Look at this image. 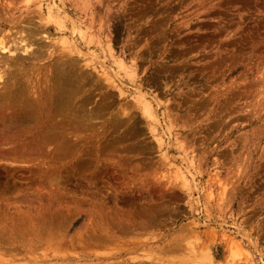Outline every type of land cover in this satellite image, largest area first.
I'll list each match as a JSON object with an SVG mask.
<instances>
[{
  "label": "rangeland",
  "instance_id": "rangeland-1",
  "mask_svg": "<svg viewBox=\"0 0 264 264\" xmlns=\"http://www.w3.org/2000/svg\"><path fill=\"white\" fill-rule=\"evenodd\" d=\"M21 25L40 57L5 71L72 64L94 117L0 144V264H264V0H0Z\"/></svg>",
  "mask_w": 264,
  "mask_h": 264
},
{
  "label": "bare ground",
  "instance_id": "bare-ground-1",
  "mask_svg": "<svg viewBox=\"0 0 264 264\" xmlns=\"http://www.w3.org/2000/svg\"><path fill=\"white\" fill-rule=\"evenodd\" d=\"M153 7V6H152ZM56 14V13H55ZM4 16V15H3ZM49 17V15H48ZM29 20V18H28ZM28 26V25H26ZM20 31H18V34L19 32L22 33V31H27V33L24 35L25 37L26 36H30L31 33H29L28 31L31 30L30 29V26L24 28V26L22 27V25L20 26ZM91 28V27H90ZM15 29V28H14ZM40 29V28H39ZM39 32V31H38ZM37 32V33H38ZM34 34V32H32L31 36ZM36 34V33H35ZM22 35V34H21ZM38 35V34H36ZM20 36V35H19ZM27 38V41L26 40L24 41L25 37H15L17 40L13 41L12 39V46L14 48V51L11 50V48H9L8 46V43L10 44V42H8L7 44L4 42L5 40L2 41V39L0 40V50L2 51H8V53L12 54V56H9V58H0V61L1 63H3V66H4V70H3V75H0V83L2 84V86L0 87V144H3V143H7L6 141H10V140H13L14 138H17L18 136H21V137H24L26 138L27 136L29 135H33L34 133H38V132H41L40 135V138L42 139L43 142L45 143H49L50 145H53L55 146V144L57 143H60V142H63V140L66 138V136L69 134V138L72 139V137H70V133H72L73 135H75L74 137L78 136V137H81L83 135H81V132L82 130L84 129L85 130V127L83 125V122L86 121L88 118L90 117H94V113L91 112L89 113V115L87 116L86 114V110H85V104L87 103V101L90 99V98H79V91H80V88L82 86V80H81V75L80 72L78 73L77 72V67H75V69L73 68V65L70 64V65H67V69H63L61 68V66H57L55 69L50 71L52 72L50 74V76H48L46 78L45 81H43V83H40L36 85H33L32 84V81H30L28 84H26V81L25 80V83H24V80L23 82L15 77V72L14 73H11L9 72L11 66L14 65V63H17V60L19 62V60H21L22 62L25 63V60H30V59H38L40 57V53L36 52L35 50H32V51H29L28 52V48L33 46V38L30 39V42L29 41V37ZM35 36V35H33ZM72 36V35H71ZM35 38V37H34ZM44 38V37H43ZM4 39V38H3ZM14 39V38H13ZM9 39V41H11ZM46 40V39H45ZM17 42V43H16ZM26 42V43H25ZM22 43H25V45H20ZM35 43V42H34ZM156 44V43H155ZM8 45V46H7ZM14 45V46H13ZM21 46V47H20ZM46 46V45H45ZM44 46V48H45ZM41 48V46H39ZM47 47V46H46ZM47 50V49H46ZM5 51V52H6ZM13 51V52H11ZM22 54H25L26 57L28 58H22L19 53ZM19 52V53H18ZM40 52V50H39ZM44 52V51H42ZM7 53V52H6ZM48 53V52H47ZM51 53V52H50ZM7 54V55H9ZM52 54V53H51ZM145 54V53H144ZM1 57V56H0ZM3 61V62H2ZM16 61V62H15ZM37 61V60H36ZM28 62V61H27ZM0 63V64H1ZM55 63V62H54ZM67 63V62H66ZM70 63V62H69ZM20 64V63H19ZM65 64V63H64ZM68 64V63H67ZM2 65V64H1ZM16 65V64H15ZM15 65L13 66V68H15ZM22 65V64H21ZM30 65V64H29ZM9 68L8 72L5 71V68ZM33 67V66H32ZM66 67V66H65ZM6 68V69H7ZM12 68V69H13ZM19 68V67H17ZM122 68V67H121ZM30 70V69H29ZM160 70V69H159ZM5 71V72H4ZM20 71V70H19ZM18 71V72H19ZM22 71V70H21ZM11 73V75H10ZM13 74H14V77H13ZM17 74V73H16ZM10 75V76H9ZM20 77V76H19ZM27 77V76H26ZM46 77V76H45ZM22 78V77H20ZM93 82V81H92ZM143 82V81H142ZM105 84V83H104ZM31 85V87H30ZM41 85V86H40ZM88 85V84H87ZM252 86V85H251ZM85 87V86H84ZM105 88V87H104ZM80 93H82L80 91ZM88 93V91H87ZM80 100V101H79ZM93 102V101H92ZM147 102L144 103V101H142V104L144 106V110L146 111V113H148L150 115V106L148 107V104H146ZM205 105V104H204ZM203 105V106H204ZM102 106V105H101ZM69 107H72V108H69ZM208 107V106H207ZM96 109V108H95ZM103 110V109H102ZM88 111V109H87ZM131 111V110H130ZM156 111V110H155ZM90 112V111H88ZM125 115V114H124ZM97 115H95L96 117ZM65 121L62 120L63 118H65ZM118 117V116H117ZM123 118V117H122ZM121 118V119H122ZM126 118V117H125ZM118 119V118H117ZM117 119H116V124H117ZM210 119V118H209ZM91 120V119H90ZM89 120V122H90ZM136 120V119H135ZM94 121V120H93ZM106 121V119H105ZM130 122V121H129ZM120 123V122H119ZM114 125V124H113ZM209 125V124H208ZM212 125L213 122H212ZM115 128V125L113 126ZM128 127V126H127ZM126 127V128H127ZM104 128V127H103ZM111 128V127H110ZM117 128V126H116ZM115 128V129H116ZM118 129V128H117ZM104 130V129H103ZM106 130V129H105ZM104 130V131H105ZM112 130V129H111ZM128 130V129H127ZM126 130V131H127ZM100 131V130H99ZM129 131V130H128ZM127 131V132H128ZM24 132V133H23ZM103 132V131H102ZM108 132V131H107ZM117 132V131H115ZM12 134V136L10 137H7L6 135L7 134ZM21 133V134H20ZM37 133L35 134V137L37 135ZM84 133V132H83ZM86 133V132H85ZM95 133V132H94ZM124 133V134H123ZM121 133L122 136H125V131ZM9 134V135H10ZM88 134V133H87ZM105 134V133H104ZM81 135V136H80ZM90 135V134H89ZM101 135V134H100ZM88 136V135H87ZM102 136V135H101ZM128 136V135H126ZM131 136V139H132V134L130 135ZM129 136V137H130ZM89 137V136H88ZM121 137V136H120ZM119 137V138H120ZM136 137V136H135ZM67 137V140L69 139ZM90 138V137H89ZM97 138V137H96ZM105 138V137H104ZM113 138V137H112ZM119 138L117 139V142H119ZM122 138V137H121ZM34 139V137H33ZM37 141V142H40V140ZM78 139V138H76ZM84 139V138H83ZM125 139V138H124ZM29 141V139H27ZM89 140V139H88ZM98 140V139H97ZM103 140V139H102ZM112 140V139H111ZM129 140V139H128ZM21 141V140H20ZM23 141V140H22ZM70 141V139L68 140ZM72 141V140H71ZM91 141V140H90ZM100 141V140H99ZM115 141V140H114ZM15 142V141H14ZM17 142V141H16ZM29 143V142H28ZM81 143V142H80ZM85 143V142H84ZM87 143V141H86ZM12 144V143H11ZM10 144V145H11ZM15 144V143H14ZM25 144V143H24ZM31 144V142H30ZM27 145L26 143V146L28 147H25V149L27 148V150L29 149H32L31 147L33 145ZM36 144V142H35ZM40 144V143H39ZM44 144V143H43ZM49 144L48 147L50 146ZM65 144V143H64ZM4 145V144H3ZM21 145V144H20ZM47 145H43L45 147H47ZM66 145V144H65ZM79 145V144H78ZM110 144H107V146H109ZM115 145V144H114ZM120 145V144H119ZM31 146V147H30ZM60 147L61 148V144L60 145H56V147ZM73 146V145H72ZM77 146V145H76ZM86 146V145H85ZM100 146V145H99ZM104 146V145H103ZM106 146V145H105ZM102 147L103 149L105 148ZM116 146V145H115ZM121 146V145H120ZM41 147V146H39ZM51 147V146H50ZM54 147V148H56ZM57 147V148H58ZM88 147V146H87ZM96 148H94L96 150L92 151L91 149V152H95L96 154L98 153L99 154V149L97 148V146H95ZM111 147V146H110ZM109 147V148H110ZM34 148V146H33ZM42 148V147H41ZM56 148V149H57ZM77 148V147H75ZM101 148V146L99 147ZM108 148V151L110 150H113V149H110L109 150ZM113 148H118L117 146L116 147H113ZM125 148V147H124ZM5 149V148H4ZM10 149V148H8ZM19 149V148H18ZM44 149V148H43ZM63 149V148H62ZM85 150V148H83ZM130 149V148H129ZM35 150H36V147H35ZM41 150V149H40ZM39 150V151H40ZM88 150V151H90ZM140 150V149H139ZM6 151V150H5ZM8 151V150H7ZM12 151V150H11ZM23 150H21L22 152ZM46 151V150H45ZM68 151V149H67ZM82 151V150H81ZM106 151V150H105ZM137 151V150H136ZM142 151V150H141ZM31 152V151H29ZM28 152V153H29ZM76 152V151H75ZM83 152V151H82ZM12 153V152H11ZM24 153V152H23ZM22 153V154H23ZM42 153V152H41ZM80 152H78L76 155H79ZM90 153V152H89ZM104 153V152H103ZM102 153V154H103ZM9 154V153H8ZM31 154V153H30ZM50 154V153H49ZM59 154V152H58ZM86 154V153H85ZM92 154V153H91ZM132 154V153H131ZM14 155V154H13ZM25 155V154H24ZM28 155V154H26ZM25 155V156H26ZM88 154H86L85 157H89L87 156ZM72 156V155H71ZM70 156V157H71ZM80 156V155H79ZM84 157V154L82 155ZM104 156V155H103ZM109 156V155H107ZM106 157V156H105ZM18 158V157H17ZM42 158V157H41ZM51 158V157H49ZM92 158V157H91ZM96 158V156H95ZM69 159V158H68ZM89 159V158H88ZM62 161V159H60ZM87 160V159H86ZM93 160V159H92ZM95 160V159H94ZM97 160V158H96ZM124 160V159H123ZM58 161V160H57ZM65 161V160H64ZM78 161V160H77ZM83 161V160H82ZM56 162V161H55ZM106 162V161H105ZM48 163V162H47ZM59 163V162H58ZM88 163V161H87ZM90 164L94 163L93 161L92 162H89ZM97 163V162H96ZM99 163V162H98ZM65 164V163H64ZM63 164V165H64ZM76 164V162H75ZM74 164V165H75ZM85 164H86V161H85ZM46 165V164H45ZM61 165V164H60ZM72 165V164H71ZM78 165V164H77ZM76 165V166H77ZM93 165V164H92ZM91 165V166H92ZM43 166V165H42ZM51 166V165H50ZM53 166V165H52ZM84 166V165H83ZM88 166H90L88 164ZM85 167V169L88 168ZM188 166V164H187ZM44 167V166H43ZM55 167V166H54ZM54 167H52L54 169ZM62 167V166H60ZM65 167V166H64ZM64 167L62 169H64ZM73 167V166H72ZM75 167V166H74ZM80 167V166H78ZM45 168V167H44ZM47 168V167H46ZM58 168V167H57ZM71 168V167H70ZM48 169V168H47ZM78 169V168H77ZM81 168H79V171ZM52 170V169H51ZM92 170V169H90ZM57 171V170H56ZM48 172V171H47ZM50 172V171H49ZM74 173V172H73ZM91 174V171L90 173ZM93 174V173H92ZM47 175V174H46ZM82 175V174H81ZM76 176V175H74ZM52 177V175L50 176ZM62 177V176H60ZM48 178V177H47ZM75 178V177H74ZM63 179V177H62ZM77 179V177H76ZM75 179V180H76ZM49 180V179H48ZM94 180V178H93ZM78 181V180H77ZM92 183V182H91ZM95 183V182H94ZM103 183V182H102ZM82 184V183H81ZM13 185V184H12ZM47 185V184H45ZM74 185V184H73ZM96 185V184H95ZM59 186V185H58ZM83 186V185H82ZM9 188V187H8ZM93 188V187H92ZM4 190V189H3ZM2 190V191H3ZM12 190V189H11ZM37 190V189H36ZM108 191V190H107ZM91 192V191H90ZM3 193V192H2ZM4 194V193H3ZM94 195V194H93ZM98 195V194H97ZM89 196V195H88ZM102 197V196H101ZM95 200V199H94ZM105 200V199H104ZM98 201V200H97ZM155 202V201H154ZM102 204V203H101ZM111 204V203H110ZM96 205V203H95ZM154 206V205H153ZM97 207V206H96ZM137 208V207H136ZM138 209V208H137ZM154 209V208H153ZM152 210V209H151ZM162 210V209H160ZM118 211V210H117ZM116 211V212H117ZM121 211V210H120ZM149 211V210H148ZM165 211V210H164ZM125 212V211H124ZM147 212V211H146ZM157 212V211H156ZM56 213V212H55ZM119 213V212H118ZM133 213V212H132ZM149 213V212H148ZM152 213V212H151ZM154 213V212H153ZM54 214V213H53ZM100 214V213H99ZM120 214V213H119ZM122 214V213H121ZM144 214V213H143ZM146 214V213H145ZM157 214V213H156ZM103 215V214H101ZM115 215V214H114ZM112 213V220H114L113 218H115ZM153 215V214H152ZM56 216L57 213H56ZM97 216V215H96ZM99 216V215H98ZM119 216V215H118ZM135 216V215H134ZM148 216V215H146ZM145 216V217H146ZM117 217V216H116ZM123 217V215H122ZM121 217V218H122ZM125 218V217H124ZM129 218V217H128ZM141 218V217H140ZM147 218V217H146ZM150 218V215L149 217ZM28 219V218H26ZM43 219V218H42ZM59 219V218H58ZM99 219V218H98ZM103 219V217H102ZM116 219V218H115ZM130 219V218H129ZM154 219V218H153ZM63 220V219H62ZM124 220V219H123ZM145 220V219H144ZM115 221V220H114ZM117 221V220H116ZM115 221V222H116ZM126 222V221H125ZM149 222V221H147ZM120 223V222H119ZM136 223V222H135ZM142 223V222H141ZM140 223V224H141ZM146 223V222H145ZM52 224V223H51ZM57 224V223H56ZM139 224V225H140ZM122 225V224H121ZM147 225V224H146ZM185 225V224H184ZM32 226V225H31ZM30 226V227H31ZM56 226V225H55ZM105 223L103 225V227H100L102 229L101 232H103V228L105 227ZM143 226V225H142ZM145 226V225H144ZM95 227V226H94ZM127 227V226H126ZM130 227V225H129ZM106 228V227H105ZM121 228H124V225ZM136 228V226H135ZM138 228V227H137ZM141 228V227H140ZM2 230V228H1ZM24 230V229H23ZM5 231V230H3ZM121 230H119L120 232ZM123 231V230H122ZM99 232V231H98ZM117 232V231H116ZM87 234V233H86ZM13 235V234H12ZM89 236H93L92 235H89ZM95 236V235H94ZM99 236V235H98ZM124 236V235H123ZM143 236V235H142ZM4 237V236H3ZM84 237V236H83ZM97 237V236H96ZM96 237H94V239H96ZM100 237V236H99ZM102 237V236H101ZM108 237V236H107ZM115 237V236H114ZM87 238V237H86ZM85 238V239H86ZM105 238V237H104ZM7 239V238H6ZM14 239V238H13ZM100 239V238H99ZM114 239V238H113ZM90 240H93L90 238ZM8 241V240H7ZM99 241V240H98ZM97 241V242H98ZM108 241V240H107ZM95 242V241H94ZM105 242V241H104ZM109 242V241H108ZM106 242V243H108ZM99 243V242H98ZM121 243V242H120ZM175 243V242H174ZM1 245V244H0Z\"/></svg>",
  "mask_w": 264,
  "mask_h": 264
}]
</instances>
